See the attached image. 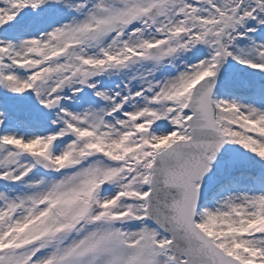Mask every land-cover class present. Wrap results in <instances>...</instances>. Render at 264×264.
<instances>
[{
    "label": "snow or ice",
    "instance_id": "obj_1",
    "mask_svg": "<svg viewBox=\"0 0 264 264\" xmlns=\"http://www.w3.org/2000/svg\"><path fill=\"white\" fill-rule=\"evenodd\" d=\"M0 264H264V0H0Z\"/></svg>",
    "mask_w": 264,
    "mask_h": 264
}]
</instances>
